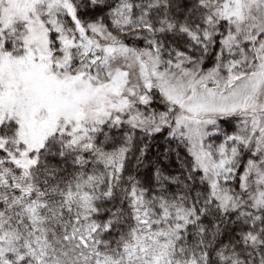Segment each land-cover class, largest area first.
I'll use <instances>...</instances> for the list:
<instances>
[{"label": "snow or ice", "instance_id": "1", "mask_svg": "<svg viewBox=\"0 0 264 264\" xmlns=\"http://www.w3.org/2000/svg\"><path fill=\"white\" fill-rule=\"evenodd\" d=\"M0 264H264V0H0Z\"/></svg>", "mask_w": 264, "mask_h": 264}]
</instances>
